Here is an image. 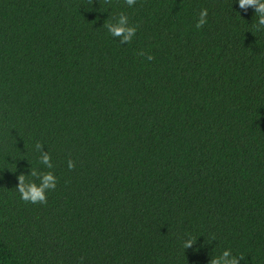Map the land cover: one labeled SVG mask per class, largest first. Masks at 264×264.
<instances>
[{"label":"trees","instance_id":"trees-1","mask_svg":"<svg viewBox=\"0 0 264 264\" xmlns=\"http://www.w3.org/2000/svg\"><path fill=\"white\" fill-rule=\"evenodd\" d=\"M121 14L130 42L107 28ZM33 172L56 177L44 204L18 191ZM225 249L264 264L254 9L0 0V264H211Z\"/></svg>","mask_w":264,"mask_h":264},{"label":"clouds","instance_id":"clouds-1","mask_svg":"<svg viewBox=\"0 0 264 264\" xmlns=\"http://www.w3.org/2000/svg\"><path fill=\"white\" fill-rule=\"evenodd\" d=\"M241 9H247L252 7L257 16V30L264 29V0H237ZM129 7L136 3V0H126ZM207 9H201L199 18L196 23L197 28H201L207 23ZM108 31L112 36H121L125 41H131V38L136 34V27L129 25L128 17L124 14L119 16L118 22L115 24L107 25ZM143 55V53H141ZM147 59L151 60L152 57L149 55ZM43 163L48 167L52 168L53 165L50 162V157L44 154L42 157ZM74 164L71 160L68 161V168L71 169ZM37 178L38 182L30 181L25 182L24 177L19 178L18 191L21 199L33 204L46 203V194L50 190H54L57 185V180L52 172L38 173L33 172L32 174ZM191 241L187 242L185 246H190ZM239 258L234 256L232 252L225 249L219 256L211 259V264H239Z\"/></svg>","mask_w":264,"mask_h":264}]
</instances>
